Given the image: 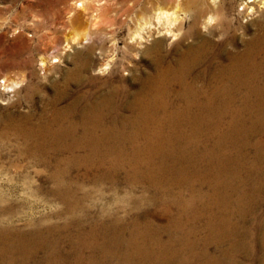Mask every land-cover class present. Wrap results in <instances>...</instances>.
<instances>
[{"label":"bare ground","instance_id":"bare-ground-1","mask_svg":"<svg viewBox=\"0 0 264 264\" xmlns=\"http://www.w3.org/2000/svg\"><path fill=\"white\" fill-rule=\"evenodd\" d=\"M80 7L61 22L73 31L64 50L78 49L69 71L75 89L66 80L50 112L26 120L23 153L56 167L53 194L66 208L75 195L62 176L75 163L143 184L150 196L136 212L144 205L159 212L86 216L73 234L66 225L3 229L0 264H28L44 252L49 264H264V0H83ZM84 17L90 35L77 32ZM49 62L45 52L42 69ZM24 81L4 87L15 96ZM57 231L67 234L72 259L60 254Z\"/></svg>","mask_w":264,"mask_h":264},{"label":"rangeland","instance_id":"rangeland-1","mask_svg":"<svg viewBox=\"0 0 264 264\" xmlns=\"http://www.w3.org/2000/svg\"><path fill=\"white\" fill-rule=\"evenodd\" d=\"M82 1L0 0V230L11 228L26 234V232H31L34 228L40 226H44V228L55 226L58 231H61L66 225L73 234L79 231L72 228L76 225L75 221H84L86 216L96 219L98 215L104 214V219H112L114 216L128 219L130 213L135 215L139 212L142 216L141 213L159 212L157 207L150 205H144L145 207L142 206L139 208L140 211L136 212L135 207L138 208L139 206L137 204L142 201L145 203L146 200L144 199L150 196L143 184L132 187L129 183H124V181H127L126 179L111 181L108 178L100 177V170L95 166H87L88 168H86V166H77L75 163L65 166L64 168L68 167L70 170L67 171L68 175L62 176L65 183L67 182L66 185H70L69 187L75 195L72 198L74 200L72 207L66 208L67 205H64L61 198L56 193L53 194L56 188L54 179L56 167L39 164L34 159L27 158L26 153H23L24 139L20 134L26 128V120L28 119V124L31 125L40 118L43 111L50 112V101L54 99L58 90L65 87L66 80H69L72 84L71 88L75 89L69 71L74 67V56L78 49L64 50L66 45H63L65 36L69 37L73 31L69 28H61V22L68 21L70 17L68 8H75L74 10L83 13V9L80 7ZM85 1L90 2L91 0ZM258 18L260 19V16H256L250 21L252 29L255 28L253 25ZM83 21L81 29L77 32H88L90 35L92 30L90 20L88 17H84ZM120 36L123 39L126 38L128 36L127 29ZM123 39L119 41L121 47L124 46ZM90 40L91 38L88 36V42ZM45 52L48 53L50 60L49 70L47 71L41 67V55ZM93 74L96 75V73ZM96 76L103 79L107 77V75L99 74ZM17 78L25 79L26 82L24 81L18 93L13 96V94L6 91L4 81ZM126 85L127 88H130L132 86L131 81H126ZM63 104L66 103L63 102ZM128 150H126L128 151L126 157L132 158L135 151ZM153 158H156V156ZM123 176H125V173L120 174V177ZM74 187L76 190L77 188L80 189V192L79 190L75 192ZM79 197H81L80 206L79 204L74 206L73 204L79 201ZM73 207L77 209L76 214L79 212L78 215L74 213L75 209ZM158 221L167 222L166 218L163 219V217H160ZM91 223L93 222L86 221L82 225L88 230ZM199 228L202 229V226H199ZM58 231L53 234L52 238L55 239L58 238V235L61 236L63 250L60 249V254L72 259L71 249L70 251L67 249V234L64 232L58 233ZM46 256H48L46 252L41 253L28 264H49L46 261L42 262Z\"/></svg>","mask_w":264,"mask_h":264}]
</instances>
